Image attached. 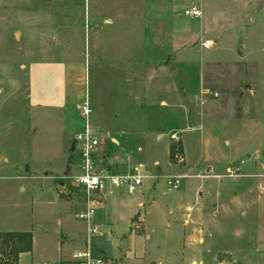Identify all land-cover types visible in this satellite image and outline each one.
<instances>
[{
	"label": "rangeland",
	"instance_id": "374dc122",
	"mask_svg": "<svg viewBox=\"0 0 264 264\" xmlns=\"http://www.w3.org/2000/svg\"><path fill=\"white\" fill-rule=\"evenodd\" d=\"M16 3L27 11L0 0V231H31L18 264H85L77 251L102 264H264V0H126L103 60H86L99 166L181 170L180 153V168L168 158L181 138L194 176L172 192L162 178L105 191L90 222L76 217L80 191L55 174L63 161L77 172L84 118L30 108L27 68L83 50L91 60L99 47L56 43L58 8ZM192 6L200 16L184 14Z\"/></svg>",
	"mask_w": 264,
	"mask_h": 264
},
{
	"label": "crops",
	"instance_id": "0c3cea01",
	"mask_svg": "<svg viewBox=\"0 0 264 264\" xmlns=\"http://www.w3.org/2000/svg\"><path fill=\"white\" fill-rule=\"evenodd\" d=\"M16 2L17 0H12L13 5L17 4ZM36 2L40 5L56 7L59 10V16L55 18L54 23L51 25V28L56 30V32L59 31L58 36L54 37V39H59L56 43L63 46L78 44L84 46L87 39V42L91 40L93 45L99 47V55L94 56L91 60V55H87L86 58L83 50L77 58L44 59L29 62L26 94L28 106L30 108H49L56 110L62 116H68L71 110L74 108L79 109L80 103L87 99L86 60L95 63L103 60L104 46L106 44L105 29L115 27L125 17L126 0H36ZM86 5L87 9L85 8ZM16 7L27 11L25 9L27 7ZM81 8H83V11H81ZM86 27H89L87 36ZM18 34L20 37L19 30ZM94 51L98 52V50ZM135 103L137 104L136 101ZM128 137H124L122 141L128 143ZM156 137H159V135H156ZM110 140L115 144L119 143L114 138ZM105 141L104 138L103 142ZM180 143L182 146V153H180L181 157H183L182 163L176 160L174 162L169 161L173 163L174 167L180 168L181 166V170L169 169L167 171L183 172L188 170L183 169L188 165H186L181 138ZM68 163L70 162L63 161L62 166L58 168L55 174H63ZM179 163H181L180 166ZM154 164L156 165L157 162L154 161ZM114 168L113 170H118L116 169L117 167ZM70 170L72 171L71 166ZM56 198L59 199L58 196ZM138 204L141 205L140 202ZM134 216H136V221H141L138 212ZM132 218L131 222L133 223ZM24 254L25 252L19 254L18 261Z\"/></svg>",
	"mask_w": 264,
	"mask_h": 264
},
{
	"label": "built area",
	"instance_id": "2783aa9c",
	"mask_svg": "<svg viewBox=\"0 0 264 264\" xmlns=\"http://www.w3.org/2000/svg\"><path fill=\"white\" fill-rule=\"evenodd\" d=\"M184 14L190 17H198L201 11L199 8L192 6L185 9ZM79 110L84 118V122L74 137L77 172L74 173L71 171L68 176H64L69 179L72 187L80 191L82 196L83 207L77 212V218L90 222L97 208V203L100 199L105 198L104 192L111 191L112 188H124L128 192H133L142 186L146 179L153 180L156 183L157 178H162L166 191L172 192L179 188L181 179L194 176L190 171H168L163 174H152L141 163L132 164L123 171L100 167L99 163L102 160L97 157L99 138L89 122L92 108L88 99L80 103ZM173 138L176 141L179 139L175 135H173ZM179 155H175V158L177 159ZM198 175L199 173L196 174V176ZM88 231L94 233L96 232V228H88ZM73 257L76 259H84L83 262L85 264H102L100 259L96 262L90 260L87 251L74 252Z\"/></svg>",
	"mask_w": 264,
	"mask_h": 264
},
{
	"label": "trees",
	"instance_id": "16d2710c",
	"mask_svg": "<svg viewBox=\"0 0 264 264\" xmlns=\"http://www.w3.org/2000/svg\"><path fill=\"white\" fill-rule=\"evenodd\" d=\"M176 153H182L180 142L169 145L168 158L170 161H175ZM65 182L64 178L59 180V183ZM70 187L73 188L71 185ZM132 221L136 222V216L132 218ZM31 249V231H0V264H18L19 254L29 252Z\"/></svg>",
	"mask_w": 264,
	"mask_h": 264
},
{
	"label": "water",
	"instance_id": "95a60500",
	"mask_svg": "<svg viewBox=\"0 0 264 264\" xmlns=\"http://www.w3.org/2000/svg\"><path fill=\"white\" fill-rule=\"evenodd\" d=\"M73 149H74V145L71 146V150H73ZM70 173H71V170H70V166L68 163L66 166V171L63 174H64V176H68ZM104 264H107V262L105 261Z\"/></svg>",
	"mask_w": 264,
	"mask_h": 264
}]
</instances>
